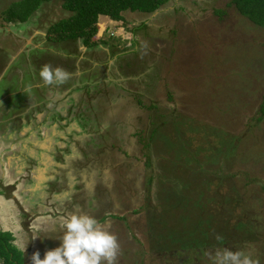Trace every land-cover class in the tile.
Here are the masks:
<instances>
[{
  "label": "rangeland",
  "instance_id": "374dc122",
  "mask_svg": "<svg viewBox=\"0 0 264 264\" xmlns=\"http://www.w3.org/2000/svg\"><path fill=\"white\" fill-rule=\"evenodd\" d=\"M12 1L0 0V228L27 264L59 246L75 210L117 235V264H213L224 248L264 264V27L231 0H185L201 5L193 21L182 6L170 25L158 18L133 34L102 25L81 51L45 38L72 15L62 0L35 11L41 21L10 24L1 12ZM132 39L139 55L123 61ZM45 64L69 78L46 86Z\"/></svg>",
  "mask_w": 264,
  "mask_h": 264
},
{
  "label": "trees",
  "instance_id": "16d2710c",
  "mask_svg": "<svg viewBox=\"0 0 264 264\" xmlns=\"http://www.w3.org/2000/svg\"><path fill=\"white\" fill-rule=\"evenodd\" d=\"M52 0H14L1 12L5 20L8 23H19L25 22L28 18L44 4L49 3ZM63 10L71 12L67 18H62L49 26L47 32V40L51 41V44H62L64 47L66 41H72L73 43H78L90 47L97 45L95 41H91L92 37L97 32V20L98 15H107L113 20L123 19V11L131 8L132 10L138 9L146 13H152L159 9L167 0H62ZM196 3V2H194ZM230 4H234L236 10L246 18H248L254 24L264 27V0H231ZM215 14L219 17L227 14V11L221 8L214 9ZM65 42V43H63ZM106 45V42H102ZM140 41L132 39V46L128 49L120 50L117 56L122 58L124 61L129 57H138L139 52L138 45ZM97 49V48H96ZM95 49V50H96ZM118 51V50H117ZM111 83H105L106 87H109ZM123 92H128L127 89ZM115 93V92H114ZM113 93V94H114ZM123 94V93H122ZM129 94H132L130 92ZM174 92L168 93L169 101L175 100ZM132 96V95H131ZM138 96V95H137ZM136 95L133 99H136V104L142 106V108L150 109L151 105L144 103ZM121 99V97L116 96L113 98ZM177 110V109H175ZM174 110V111H175ZM264 120V101L260 106L259 114L255 117V126L262 123ZM138 131L137 134L141 138H145L141 135L142 131ZM226 142V141H225ZM138 144L141 145L142 149L149 147L148 143H145L142 139L138 140ZM230 151V147H228ZM227 151V152H228ZM191 154L192 151H189ZM197 154V153H195ZM215 151L212 149L211 156L214 158ZM193 158L198 160V155ZM151 179V178H150ZM0 190V194H1ZM167 201V200H166ZM168 205L172 206L167 202ZM114 216V218L123 219L121 215H109V217ZM17 237L10 231H4L0 229V264H27L26 253L20 246L14 243ZM198 241V238L194 237L192 240Z\"/></svg>",
  "mask_w": 264,
  "mask_h": 264
},
{
  "label": "clouds",
  "instance_id": "9594fccd",
  "mask_svg": "<svg viewBox=\"0 0 264 264\" xmlns=\"http://www.w3.org/2000/svg\"><path fill=\"white\" fill-rule=\"evenodd\" d=\"M101 15H98L97 31L102 26L99 24ZM47 32L45 38H47ZM66 42L73 43L71 40ZM73 44L75 48L78 45L79 50L81 47L89 49L82 44ZM76 55L81 58L82 53H76ZM69 75L62 67H54L51 64L43 65L39 71V76L46 86L61 84L69 78ZM61 228L63 235L59 238V246L46 250L43 259H41L40 251H35L30 257L31 264H117L121 251L118 237L110 230V227L103 226L95 216L80 210L72 211L62 219ZM213 264H259V261L244 251L224 248L215 252Z\"/></svg>",
  "mask_w": 264,
  "mask_h": 264
},
{
  "label": "crops",
  "instance_id": "0c3cea01",
  "mask_svg": "<svg viewBox=\"0 0 264 264\" xmlns=\"http://www.w3.org/2000/svg\"><path fill=\"white\" fill-rule=\"evenodd\" d=\"M192 1H193V3L194 2L198 3V0H192ZM167 2H169V0H167ZM167 2L165 4H163L159 9L155 10L152 13H146V12L140 11L138 9L132 10L131 8H128L127 10L123 11V13H122L123 19H121V20H113L107 15L106 16L101 15V16H99V18L104 17L107 19H105L104 21L102 19H99V24L100 25L102 24L105 26L113 25V26L117 27L116 24L119 23V24L125 26L128 29V31L131 33H133V32L135 33L138 30H140V32H141V28L145 27V22H151V21L155 22V21H157L158 18H159L158 20L167 21V24L170 25V22L173 20V16L171 15V13L174 14L173 12H175L177 7L184 6L187 10L189 9L190 12L192 10H195V15H194V13L192 14V12H191L187 16L190 19V21H193L197 17L196 14H197L198 7L201 6L200 4H196L194 7L190 6L192 4L186 3L187 1L185 2V0H177L174 2V4H172V5L170 4L171 6H167ZM180 18H181L180 16L177 17V20H176L177 24H181L182 22H185V19L180 20ZM180 26H182V25H180ZM171 32L172 33L174 32V34H175V30L174 31L172 30ZM143 37L146 38L147 35L145 34V35H143ZM138 41H140V40H138ZM98 44H99L100 48L103 49V47L101 45L103 43L101 42V44L100 43H98ZM101 51H103V53H105L104 50H101ZM107 55H110V53L108 52ZM109 61H111V60H109ZM0 196H1V194H0ZM8 231H10V230H8ZM13 234L15 235V233H13Z\"/></svg>",
  "mask_w": 264,
  "mask_h": 264
},
{
  "label": "flooded vegetation",
  "instance_id": "af4514ba",
  "mask_svg": "<svg viewBox=\"0 0 264 264\" xmlns=\"http://www.w3.org/2000/svg\"><path fill=\"white\" fill-rule=\"evenodd\" d=\"M47 19H48V17L46 16V18L43 19V20H47ZM30 20H31V22H34V23H35V22H37L38 20L41 21V18L39 17V15L36 16L35 14H33V15H32V18H31ZM40 21H39V22H40ZM34 23H33V24H34ZM40 24H41V22H40ZM46 40H47V38H46ZM47 41H48V40H47ZM49 42H51V41H49ZM23 52H24L25 57L23 56V57H21V58H22V60L27 61V62H24L25 65L27 66V65H29V64H28V60H29V59H28V57H27L28 55H27V53H25V50H24ZM32 56H34V55H31V57H32ZM0 57H1V55H0ZM6 57H7V58H6ZM4 58H6V60L4 59V62H5V63L8 62V60H9V55L6 54ZM34 58H35V56L33 57V59H34ZM4 69H5V68H4ZM4 69H3V70H4ZM64 69H65V68H64ZM5 72H10V73H12V68H11V66H8V67L6 68V70H5ZM0 190H1V188H0ZM1 192H3V191L1 190ZM0 229H1V228H0ZM1 230H2V229H1Z\"/></svg>",
  "mask_w": 264,
  "mask_h": 264
}]
</instances>
